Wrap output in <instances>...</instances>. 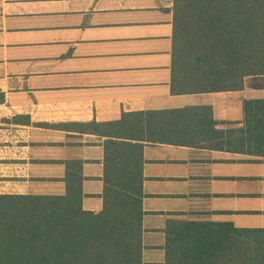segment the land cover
I'll use <instances>...</instances> for the list:
<instances>
[{
  "label": "crops",
  "instance_id": "0c3cea01",
  "mask_svg": "<svg viewBox=\"0 0 264 264\" xmlns=\"http://www.w3.org/2000/svg\"><path fill=\"white\" fill-rule=\"evenodd\" d=\"M174 2L0 0V196H65L78 176L97 213L107 158L137 162L144 264L165 263L171 221L264 229L244 112L264 75L173 93Z\"/></svg>",
  "mask_w": 264,
  "mask_h": 264
},
{
  "label": "trees",
  "instance_id": "16d2710c",
  "mask_svg": "<svg viewBox=\"0 0 264 264\" xmlns=\"http://www.w3.org/2000/svg\"><path fill=\"white\" fill-rule=\"evenodd\" d=\"M173 12V93L241 91L264 75V0H175ZM244 112L250 148L264 155V98ZM106 162L97 213L84 209L78 176L65 196H0V264H144L140 168ZM165 250L164 264H264V229L171 221Z\"/></svg>",
  "mask_w": 264,
  "mask_h": 264
}]
</instances>
